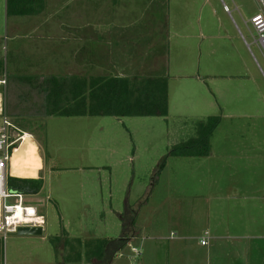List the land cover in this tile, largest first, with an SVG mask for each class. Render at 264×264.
Segmentation results:
<instances>
[{
    "label": "rangeland",
    "instance_id": "rangeland-1",
    "mask_svg": "<svg viewBox=\"0 0 264 264\" xmlns=\"http://www.w3.org/2000/svg\"><path fill=\"white\" fill-rule=\"evenodd\" d=\"M50 1L46 14L63 21L64 17L69 20L78 15L85 7L87 13L94 12L92 8L99 0ZM116 1H127L129 5L130 1L149 0ZM162 1L169 4L168 19L178 25L181 22L177 17L186 13L181 6L192 1L195 13L189 10L187 13L195 14V19L189 24L201 25L203 33H208L212 25L215 34L218 33L212 61L206 51L207 39L201 36L199 27L190 32L199 35L193 41L201 45L200 55L186 52L177 36L172 35L166 118L96 117L86 118L85 126L59 117L33 118L29 117L37 113L33 106L42 104V97L36 93L26 94L27 85L10 91L9 82L0 80L3 110L9 111L11 105L17 104L15 110L19 118L12 120L13 123L20 128L28 123L26 132L32 135L30 140L40 146L49 162L45 171L38 172L34 178L42 177V190L26 195V204L36 207L45 218L43 236L13 234L0 239V264H69V258L72 263L81 259L75 264H90L94 259L87 260L89 248L85 244H96L98 240L111 241L107 255L111 259L117 254L113 264H156L149 248L155 241L150 239L169 236L171 232L177 237L198 233L203 236L211 213L208 211H212L218 201L225 205L222 201L225 192L232 196L256 192L264 195V48L247 29L251 27L257 38L249 21L263 12L264 0ZM213 11L216 12L214 17ZM60 24L56 22L51 37L42 33L43 30L36 43L25 39L22 44L10 47L6 66L9 75L62 76L71 72L88 78L111 74L110 70L87 71L80 64L71 71L51 68L57 65L49 64L52 52L48 53L47 48L54 46L53 35L63 31ZM219 26L221 33L217 30ZM180 52H184L183 57ZM16 57L19 69L13 68ZM192 62L196 64L193 68L189 66ZM1 69L5 72V65ZM187 74L205 77L203 80L186 78ZM212 74L216 77H211ZM18 96H30V99L19 101ZM211 116L221 118L211 139V155L168 157L166 166L161 169L169 152L195 138L197 124ZM41 120L44 131L36 129L42 125ZM2 126L0 117V128ZM121 193L129 205L119 208L122 214L93 206L102 196L105 200L110 194L117 197ZM236 204L230 203L228 208ZM248 207L246 210L257 214V207ZM66 241L67 247L64 246ZM123 242L125 245L121 247ZM133 248L140 249L142 255L136 257Z\"/></svg>",
    "mask_w": 264,
    "mask_h": 264
},
{
    "label": "crops",
    "instance_id": "crops-1",
    "mask_svg": "<svg viewBox=\"0 0 264 264\" xmlns=\"http://www.w3.org/2000/svg\"><path fill=\"white\" fill-rule=\"evenodd\" d=\"M44 1H46V8L41 14L12 17L7 15V0L0 1V80L7 81L9 76L6 66H8L10 47L22 44L25 39L36 43L39 32L43 30L45 32L42 33L51 37L55 32L56 22H61L59 28L63 31L53 35L52 44L54 43V46L47 48L48 53L52 52L49 64L57 65V67L50 66L51 68L71 71L73 66L80 64L82 69L87 71H111L110 75L100 74L90 75V77H168L169 95L172 35L177 36L180 40L178 43L181 47H186V52L195 54L197 52L200 55L201 45L193 41L194 37L199 35L196 36L197 33L191 34L190 32L192 28L199 27L201 36L207 39L206 51L211 61L216 52L214 40L218 33L215 34L212 25H209L208 33H203V29H200L201 25L197 26L194 23V27L193 23L189 24L195 19V14L190 16L187 13L188 10L195 13L192 1H187L181 6L186 13L184 16L177 17L179 18L177 20L181 22L180 25L168 19L169 4L162 0L130 1L129 5L125 3L127 1L99 0L95 3V8H92L94 12L87 13L85 7L81 13H77L78 15L68 18L69 20L64 17L63 21L55 20V15L46 14L51 1ZM139 3L142 6H139ZM236 9L238 10L237 6ZM225 10L229 9L225 6ZM215 14L216 12L213 11L212 16H216ZM247 29L257 39L251 27ZM217 30L221 33L220 26ZM180 55L183 57L184 52H180ZM14 63L13 68L19 69L18 57L15 58ZM4 65L5 72H1V67ZM199 65L198 60L197 66ZM189 66L193 68L196 64L192 62ZM186 68L189 69L188 63ZM140 71L148 73L139 74ZM62 76L71 77L77 74L70 72ZM185 77L203 80L205 76L187 74ZM211 77H216V75L212 74ZM3 112L2 95L0 94V117ZM86 118L94 117L64 119L68 120L67 122L85 126ZM26 141L27 144L14 155L9 164V176L11 177L34 179L38 172L45 171L49 163L37 143L30 139ZM222 198L225 205L218 201V205L214 206L212 211H208L211 213L208 216V224L203 236L200 233L189 236L181 234L179 230L181 235L178 237L171 232L169 236L158 235L150 239L149 241H155L149 248L156 264H264V195L256 192L232 196L225 192ZM234 202H237L236 205L239 206L234 205L229 209L228 204ZM242 202L246 204L243 205ZM95 203L94 207L109 209L117 214L123 213L119 210L120 207H129L127 201L124 200L123 193L118 194L117 197L110 194L105 200L102 196L100 201ZM250 205L257 207L255 208L256 212L258 211L256 215H254L255 212L253 214L249 209L246 210L248 206L250 208ZM224 206L227 207L222 214ZM206 234H208V244L202 246L200 241ZM0 239L2 240L1 237ZM157 240L160 242L157 243Z\"/></svg>",
    "mask_w": 264,
    "mask_h": 264
},
{
    "label": "trees",
    "instance_id": "trees-1",
    "mask_svg": "<svg viewBox=\"0 0 264 264\" xmlns=\"http://www.w3.org/2000/svg\"><path fill=\"white\" fill-rule=\"evenodd\" d=\"M46 8L44 0H7V15L31 16L39 15ZM9 90L16 86L29 87L28 95L36 93L42 97V104L36 107L33 118H79V117H114V118H147L164 117L169 114V78L168 77H84V76H44V75H9ZM14 91V90H13ZM19 101H28L30 96H18ZM23 102V103H25ZM19 104V103H18ZM17 104L4 110L3 116L12 120L18 119L15 110ZM6 107V106H5ZM27 108V107H26ZM24 108V109H26ZM24 118V117H23ZM43 120V119H42ZM42 125L36 129L44 131ZM221 123L219 116H211L206 121H200L196 126L197 135L188 141L173 148L163 159L160 168L166 166L168 157L206 158L211 155V139ZM17 126L15 123H13ZM25 123L18 127L26 132L29 127ZM44 181L38 179H21L8 177V187L11 191L21 192L24 195L37 194L43 188ZM134 224V223H133ZM67 242V244H66ZM64 246L69 244L66 241ZM111 241L98 240L96 244H85L89 251L87 260L104 259L110 248ZM91 246V247H90ZM70 249L74 251V247ZM2 246L0 242V255ZM79 255V254H78ZM81 257V256H79ZM77 259L69 264L79 263Z\"/></svg>",
    "mask_w": 264,
    "mask_h": 264
},
{
    "label": "built area",
    "instance_id": "built-area-1",
    "mask_svg": "<svg viewBox=\"0 0 264 264\" xmlns=\"http://www.w3.org/2000/svg\"><path fill=\"white\" fill-rule=\"evenodd\" d=\"M262 3L263 12L255 14L250 19V24L258 42L264 48V1ZM1 116L3 126L0 128V237L6 239L7 236L16 234L20 228L44 229L46 221L36 207L26 204V195L11 191L8 187L9 164L14 155L27 144L26 139H30L32 135L20 130L3 114ZM207 236L208 234L201 239L202 246L208 244ZM132 251L136 257L142 255L138 248H133Z\"/></svg>",
    "mask_w": 264,
    "mask_h": 264
},
{
    "label": "water",
    "instance_id": "water-1",
    "mask_svg": "<svg viewBox=\"0 0 264 264\" xmlns=\"http://www.w3.org/2000/svg\"><path fill=\"white\" fill-rule=\"evenodd\" d=\"M43 228H20L16 235L23 237L43 236Z\"/></svg>",
    "mask_w": 264,
    "mask_h": 264
},
{
    "label": "flooded vegetation",
    "instance_id": "flooded-vegetation-1",
    "mask_svg": "<svg viewBox=\"0 0 264 264\" xmlns=\"http://www.w3.org/2000/svg\"><path fill=\"white\" fill-rule=\"evenodd\" d=\"M123 243H124V242H123ZM124 245H125V243L122 244L121 247H123ZM121 247H120V248H121ZM120 248H119V250H120ZM108 257H109V256L106 255V256L104 257V259H101V260H99V259H94V260L91 261L90 264H113L114 261H115V259H116V257H117V254L114 253V255L111 257V259H108Z\"/></svg>",
    "mask_w": 264,
    "mask_h": 264
},
{
    "label": "bare ground",
    "instance_id": "bare-ground-1",
    "mask_svg": "<svg viewBox=\"0 0 264 264\" xmlns=\"http://www.w3.org/2000/svg\"><path fill=\"white\" fill-rule=\"evenodd\" d=\"M17 153H18V152H17ZM17 153H16V154H17ZM16 154H15V155H16Z\"/></svg>",
    "mask_w": 264,
    "mask_h": 264
}]
</instances>
